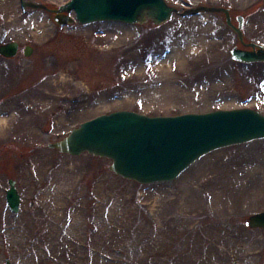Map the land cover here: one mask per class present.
I'll return each mask as SVG.
<instances>
[{
	"label": "rangeland",
	"instance_id": "rangeland-1",
	"mask_svg": "<svg viewBox=\"0 0 264 264\" xmlns=\"http://www.w3.org/2000/svg\"><path fill=\"white\" fill-rule=\"evenodd\" d=\"M167 1L181 12L228 7L234 24L246 12L245 37L264 45V0ZM10 41L20 50L0 55V264H27L35 255L40 264H264V230L245 221L264 211V139L217 150L178 179L150 185L114 174L108 159L47 147L118 110L171 116L250 107L264 114V62L232 58L239 42L223 13H177L161 26L60 27L43 10L0 0V45ZM179 50L181 63H161ZM38 86L55 99L47 97L38 115L15 119L14 99ZM29 120L32 133L25 132ZM11 178L22 198L18 214L6 201ZM75 221L80 229L68 237ZM73 237L77 255L66 249ZM105 239L109 248L100 247Z\"/></svg>",
	"mask_w": 264,
	"mask_h": 264
},
{
	"label": "water",
	"instance_id": "water-1",
	"mask_svg": "<svg viewBox=\"0 0 264 264\" xmlns=\"http://www.w3.org/2000/svg\"><path fill=\"white\" fill-rule=\"evenodd\" d=\"M73 10L81 24L101 21L144 24L151 20L156 25L169 21L177 11L165 0H71L60 7L56 22L61 26L74 23L76 20L68 15ZM201 11L224 12L228 25L243 41L242 19L239 18V27H236L231 22L229 9L200 6L185 11L184 15ZM249 46L253 50L234 47L233 58L241 62L264 61V48L255 44ZM17 52V42L0 46L3 56L13 57ZM31 53L32 49L27 47L26 55ZM262 138L264 115L250 108L168 117H149L124 110L86 121L48 147L73 156L87 152L111 159L110 169L117 175L152 184L176 179L212 151ZM9 184L7 203L12 212L18 213L21 197L16 181L10 179ZM248 223L252 228H264V212L251 215ZM7 264H11L9 260Z\"/></svg>",
	"mask_w": 264,
	"mask_h": 264
},
{
	"label": "bare ground",
	"instance_id": "bare-ground-1",
	"mask_svg": "<svg viewBox=\"0 0 264 264\" xmlns=\"http://www.w3.org/2000/svg\"><path fill=\"white\" fill-rule=\"evenodd\" d=\"M200 42L203 43V38L200 39ZM190 46V44H189ZM194 48V47H193ZM185 54L184 50H179V51H175L174 53L164 57L161 59V63H166L167 65L171 64V60L175 57L178 58V60L180 61V63L182 62V56ZM60 82L63 84L64 80H60ZM47 97L52 98L53 95L51 96V94H49L45 89H43L41 86H38L32 90H30L29 92L17 97L14 99V103L17 105V112L15 115V119L19 118L20 115L29 113V112H35L37 115L42 111L45 110L44 109H40L38 106L42 103H44V101L46 100ZM52 99H55L52 98ZM5 112V110L0 111V131L4 130V126L2 124H4L5 120L1 117V115ZM26 127L28 128V130H25L26 133H32V130H30L33 126L34 123L32 120H29L26 122ZM11 126V124H10ZM24 132V133H25ZM6 133H4L5 135ZM73 226V228H72ZM80 229V225H78V222L75 221L71 224V228L69 230V232L71 231V233L68 235V237L76 235V233L79 231ZM72 230H74L72 232ZM59 244L62 243V240L58 241ZM64 244V243H63ZM62 245V244H61ZM61 245L59 247V249L61 248ZM100 247H108L107 246V240H103L102 242H100ZM66 249L73 254L75 252V255H77L80 252V241L78 238L73 237L71 240V244H66ZM109 248V247H108ZM64 249V248H61ZM38 255H35V257H33L32 259H30L29 261H27V264H40L39 262H41V259H38Z\"/></svg>",
	"mask_w": 264,
	"mask_h": 264
},
{
	"label": "flooded vegetation",
	"instance_id": "flooded-vegetation-1",
	"mask_svg": "<svg viewBox=\"0 0 264 264\" xmlns=\"http://www.w3.org/2000/svg\"><path fill=\"white\" fill-rule=\"evenodd\" d=\"M49 9H51V10H55V8L54 7H49ZM54 13V12H53ZM247 42V41H246Z\"/></svg>",
	"mask_w": 264,
	"mask_h": 264
}]
</instances>
